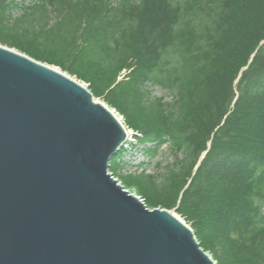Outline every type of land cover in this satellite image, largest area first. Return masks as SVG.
<instances>
[{
	"label": "water",
	"instance_id": "1",
	"mask_svg": "<svg viewBox=\"0 0 264 264\" xmlns=\"http://www.w3.org/2000/svg\"><path fill=\"white\" fill-rule=\"evenodd\" d=\"M126 140L79 83L0 46V264H214L108 173Z\"/></svg>",
	"mask_w": 264,
	"mask_h": 264
},
{
	"label": "trees",
	"instance_id": "2",
	"mask_svg": "<svg viewBox=\"0 0 264 264\" xmlns=\"http://www.w3.org/2000/svg\"><path fill=\"white\" fill-rule=\"evenodd\" d=\"M100 1L99 24L127 34L146 78L167 50L180 60L178 97L158 105L161 129L149 136L184 156L177 212L214 216L208 227L226 244L264 262V0H122L113 11Z\"/></svg>",
	"mask_w": 264,
	"mask_h": 264
},
{
	"label": "rangeland",
	"instance_id": "3",
	"mask_svg": "<svg viewBox=\"0 0 264 264\" xmlns=\"http://www.w3.org/2000/svg\"><path fill=\"white\" fill-rule=\"evenodd\" d=\"M96 1L101 3L53 0L33 9L29 0H0V46L66 74L122 119L132 132L125 147L133 141L138 148L118 152L109 163V172L150 210L178 216L214 264H264L248 253L234 251L217 230L208 227L214 216L202 214L201 218L196 211L177 212L176 206L186 190L185 176L176 177L184 156L168 136L160 144L149 136L161 129L158 105L171 106L178 97L180 84L175 79L180 60L171 49L167 50L162 53V67L157 66L146 78L145 58L136 57L134 45L126 42L127 34L113 36L112 30L104 32L99 24L101 5ZM178 1L181 0L174 3ZM103 3L111 11L124 5L122 0ZM205 155L206 152L200 160ZM261 202L264 217V201Z\"/></svg>",
	"mask_w": 264,
	"mask_h": 264
},
{
	"label": "bare ground",
	"instance_id": "4",
	"mask_svg": "<svg viewBox=\"0 0 264 264\" xmlns=\"http://www.w3.org/2000/svg\"><path fill=\"white\" fill-rule=\"evenodd\" d=\"M9 49V48H8ZM49 68H51V67H49ZM53 71H55V72H58V73H60V74H62V75H64V76H66V77H68V78H70L69 76H67L66 74H64V73H62V72H60V71H58V70H56V69H53V68H51ZM70 79H72V78H70ZM74 82H76L74 79H72ZM81 85V84H80ZM82 86V85H81ZM82 87H84V86H82ZM85 88V87H84ZM86 89V88H85ZM87 90V89H86ZM88 91V90H87ZM90 93V92H89ZM97 102V101H96ZM97 103H99V104H102V103H100V102H97ZM105 106V105H104ZM106 107V106H105ZM106 109L114 116V118L116 119V121H117V123L120 125V127L123 129V131L125 132V135H126V137H127V140L123 143V145L119 148V150H118V152L119 153H121L122 151L123 152H126L125 150H128V148H130V150H133L134 148H138V146L137 145H134L135 143H132L133 141H131V143H129L128 145H130L128 148L127 147H125V145L129 142V139H130V137L132 136V132L130 131V130H128V129H126L125 128V125L123 124V121H122V119L120 118V117H118L117 115H115V113L112 111V110H110L109 108H107L106 107ZM134 136H136V135H134ZM117 152V153H118ZM200 161L198 162V164L197 165H200ZM110 166V165H109ZM108 173L110 174V175H112L110 172H109V169H108ZM113 177V176H112ZM114 178V180H117V182H119V180L118 179H116L115 177H113ZM127 191V190H126ZM138 197V196H137ZM139 198V197H138ZM141 201H143V200H141ZM173 217L176 219V220H178L179 222H181L182 223V221L178 218V216H176L175 214L173 215Z\"/></svg>",
	"mask_w": 264,
	"mask_h": 264
}]
</instances>
